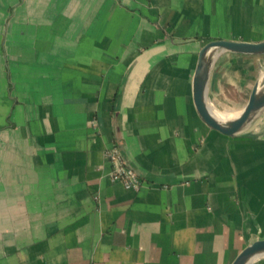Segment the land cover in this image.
I'll list each match as a JSON object with an SVG mask.
<instances>
[{
	"label": "crops",
	"instance_id": "crops-1",
	"mask_svg": "<svg viewBox=\"0 0 264 264\" xmlns=\"http://www.w3.org/2000/svg\"><path fill=\"white\" fill-rule=\"evenodd\" d=\"M221 40L263 41L264 0H0V264H232L264 239V110L226 136L194 102ZM263 67L217 52L212 112Z\"/></svg>",
	"mask_w": 264,
	"mask_h": 264
},
{
	"label": "water",
	"instance_id": "water-1",
	"mask_svg": "<svg viewBox=\"0 0 264 264\" xmlns=\"http://www.w3.org/2000/svg\"><path fill=\"white\" fill-rule=\"evenodd\" d=\"M224 51L243 56H264V40L258 43L239 41H212L201 50L198 66L194 75L193 96L196 110L203 123L210 129L226 136L240 133L250 122L264 110V67L261 69L260 81L254 86L247 104L239 116L234 119H218L214 116L206 101V90L210 78L213 57ZM264 257V239L247 245L235 258L232 264H252Z\"/></svg>",
	"mask_w": 264,
	"mask_h": 264
},
{
	"label": "built area",
	"instance_id": "built-area-1",
	"mask_svg": "<svg viewBox=\"0 0 264 264\" xmlns=\"http://www.w3.org/2000/svg\"><path fill=\"white\" fill-rule=\"evenodd\" d=\"M106 157L112 165L111 178L113 181L120 182L127 189H140L142 183L139 174L126 163L119 148L114 146L109 149Z\"/></svg>",
	"mask_w": 264,
	"mask_h": 264
},
{
	"label": "bare ground",
	"instance_id": "bare-ground-1",
	"mask_svg": "<svg viewBox=\"0 0 264 264\" xmlns=\"http://www.w3.org/2000/svg\"><path fill=\"white\" fill-rule=\"evenodd\" d=\"M241 111L242 110L234 111V112L221 113V112L214 110L213 114L216 118L225 120V119H234L235 117L240 115Z\"/></svg>",
	"mask_w": 264,
	"mask_h": 264
},
{
	"label": "rangeland",
	"instance_id": "rangeland-1",
	"mask_svg": "<svg viewBox=\"0 0 264 264\" xmlns=\"http://www.w3.org/2000/svg\"><path fill=\"white\" fill-rule=\"evenodd\" d=\"M242 99H243L242 103L238 104V106H237L238 108H241V110L245 107V105L248 102L247 97L244 96Z\"/></svg>",
	"mask_w": 264,
	"mask_h": 264
}]
</instances>
